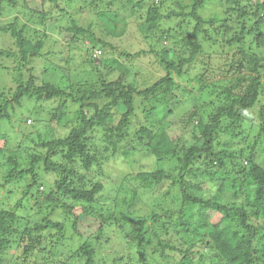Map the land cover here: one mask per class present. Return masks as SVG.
I'll return each mask as SVG.
<instances>
[{
    "label": "trees",
    "instance_id": "obj_1",
    "mask_svg": "<svg viewBox=\"0 0 264 264\" xmlns=\"http://www.w3.org/2000/svg\"><path fill=\"white\" fill-rule=\"evenodd\" d=\"M48 1L57 6L58 0ZM208 1L190 0L189 10L176 1L177 8L168 9L166 13H163V0H150L151 3L139 0L132 4V12L136 7L146 6V14L140 24V31L146 38H154L159 30L163 34L161 24L165 21H178L180 29L185 28L184 23H194L189 33L181 34L183 45L189 49L185 50L188 54L178 55L175 61L161 57L165 74L139 90L121 77L107 80L101 73L98 88H83L78 83L59 88L43 83L27 66L43 57L44 39L41 36L44 32L36 29L34 23L42 25L47 11L44 8L31 11L26 0L18 4L17 0H0V14L4 3L10 9H20L19 13H30L25 21L16 15L12 22L0 25V32L8 33L17 47L15 51L11 47L0 48L1 57H13L15 61L11 69L12 83H0V128L2 124L3 127L10 125L13 110L23 100L58 98L62 100L58 109L67 103L77 107L71 119L64 122V126L69 127L64 136L34 141L40 152L26 154L28 164L25 168L21 167L19 155L7 157L11 167L3 176L5 181L0 182V187L5 183L14 185L22 182L24 187L16 202H9L16 196L12 189L0 196V264H7L9 257H14L13 264H30V258H37L40 254L36 248L44 254L40 263L33 264H55V247L65 229L63 223L56 219L60 214L68 216L73 234L78 237L82 236L78 224L84 223L87 216H91L96 224V239L111 223L120 224L119 228L124 231L128 226L129 213L121 204L124 208L125 204L129 206L137 192L133 190L128 200L114 198L112 208L104 211L102 203L105 200L101 194L104 185L98 180L86 184L87 173L102 166L101 158L107 151L106 146L111 148V155L115 153L118 141L127 135L126 125L136 115L138 107L146 113V121H149L157 115L160 107L171 114L180 104L173 93L176 86L174 76H190V69L200 53L196 39L201 33L209 38L211 44L218 42L208 32V26L217 21H221L223 26L232 21L235 27H239L226 42L229 46L237 43L240 58L237 64L231 60L229 68L224 69H234L237 74L228 84L214 86L209 91V99L200 104L196 102L198 98L190 99L192 108L181 118L185 119L182 121L184 129H190L187 128L178 140L171 137L169 127L160 123L140 126V132L147 135L146 142L140 139L145 151L158 161H174L178 171L176 175L164 169L142 171L136 175V180L144 188H154L164 181H170V187L176 186L172 199L178 202H174L178 207L174 210L178 222L174 226L177 238H157L154 245L151 239L145 240L143 246L151 244L157 255L152 260H146L140 252L138 258L142 264H264V125H260L264 121V104L257 106L264 97V0H224L223 19L220 15L202 17L200 11ZM44 2L42 0V6ZM62 2L71 5L76 2L77 13L83 7L93 8L96 5L95 0H91L89 5L86 0ZM132 2L127 0L128 4ZM93 11L99 22L110 30L117 26L118 20H123L117 11ZM71 23L68 29L73 32L71 40L78 38L93 50L112 47L104 37L94 33L91 22L87 28L78 27L74 20ZM227 27L228 30L234 28L232 25ZM167 37L171 38L168 34L163 35V38ZM245 38L249 40L247 49L244 47ZM174 43L177 44L178 39ZM102 59L100 61L104 63L105 59ZM90 60L95 58L90 55ZM7 68L0 66V72ZM193 74L190 80L197 81L200 94L206 92L208 83L203 70ZM186 93L190 95L191 90L186 89ZM100 98L106 101L100 104ZM173 98L176 99L174 107L170 104ZM119 105L124 109L114 113ZM88 109H92L90 115ZM32 118L35 125L37 116ZM55 121L60 123V116ZM257 121L259 123L256 124ZM94 132L101 134L99 147L94 145L91 137ZM180 143L183 146L179 147ZM93 148H98V151ZM3 150L0 148V156ZM123 154L128 156L129 150H124ZM75 164H79L77 168ZM189 185L191 190L195 189L192 191L195 194L188 191ZM164 196L168 197V193ZM77 208L79 213L75 212ZM192 208L198 210L194 216L198 227L190 221ZM216 214L220 216L214 221L212 218ZM157 216L153 214V218ZM172 216L169 214L166 219ZM57 233L60 238L53 242ZM44 241L49 243L43 246ZM71 257L83 264H95V248L90 241L83 240Z\"/></svg>",
    "mask_w": 264,
    "mask_h": 264
},
{
    "label": "rangeland",
    "instance_id": "obj_2",
    "mask_svg": "<svg viewBox=\"0 0 264 264\" xmlns=\"http://www.w3.org/2000/svg\"><path fill=\"white\" fill-rule=\"evenodd\" d=\"M137 1L139 0H133L131 4H128L127 0H95L94 3L96 5H93V8L83 7L77 13L76 8L78 5H75L76 2L71 5L58 0L57 6H55L54 2L45 0L42 6V0H26V5L31 11H39L43 8L47 11V16L43 17L45 21L42 25L34 23L36 29L41 33L44 32L41 36L44 39L43 57L33 60L27 68L41 79L43 83L48 82L59 88H66L68 84L77 83L82 85L83 88L90 86L98 88L100 73L107 80H117L121 77L124 82H132L139 90L151 85L165 74L164 65L160 63L161 57L175 61L178 55L188 54L185 50L188 51L189 49L183 45L181 34L189 33L194 23H184L185 28L180 29L178 21H165L161 24V30L164 31L163 34L159 30L154 38H146L140 31L141 21L146 14V6L142 5L140 9L136 7L134 8L135 11L132 12V4ZM143 1L144 3L145 1L151 3L150 0ZM163 1V13H166L168 9L177 8L175 5L176 1L185 10L190 9V0ZM20 2L21 0H17V4ZM90 2L91 0H86L87 5ZM225 6L224 0H209L202 6L200 14L204 18L220 15V19H223ZM3 7L4 9L0 14V25L12 22L16 15H19L25 21L24 19L30 14L28 11L19 13L20 9H10L5 3ZM92 9H96V11H117L119 18L123 20H118L117 26L110 30L105 24L103 25V23L99 22L96 13L92 12ZM34 16L37 21L35 13ZM71 20H74L76 25L82 28H87L91 22L94 33L97 36L104 37L112 47L107 50H99V48L93 50L91 49L92 47L86 45V42L78 38L71 40L73 32L68 30L72 24ZM222 24L221 21H217L212 26H208V32L212 37L218 39L217 43L211 44L209 38H206L203 33L196 39L200 45V53L190 69V76L180 78L174 76L176 86L173 87V93L180 101V104L177 103L178 105H176V99L174 98L171 100V106L174 107L176 105L173 112L170 114L163 111L160 107L157 115L152 117L153 119L149 120V122L146 121V113H142L140 107H138L136 115L132 116L130 122L126 125L127 135L124 139L118 141L115 153L111 155V148L106 146L107 151L102 154L104 157L101 158L103 160H101L102 166L98 170L92 169L90 173H87L86 184L91 183V180H98L104 185V189L101 192L105 200L102 203L104 211L112 208L114 198H125L128 200L131 198L133 190L137 192L129 206L125 204L124 208V204H121L122 208L129 213L128 226H125L124 231H122L119 228L120 224L111 223L101 234L99 233V239H96L98 235L96 224H94L91 216H87L84 218V223L78 224V229L82 233V236L78 237L73 234L68 216L60 214L56 219L63 223L65 229L62 230L63 236L57 233L52 239L54 242L62 237L55 247V261H57H53L55 264H83L77 258L71 257V254L75 253L83 240L90 241L94 246L95 264H142L138 258L140 252H143L146 260H152L157 255V253L154 254L151 244L143 246L145 240L151 239L154 245L157 238H177V230L174 226L178 219L174 210H177L178 207L175 203L178 204V202L172 199L174 191L177 190L176 186L170 187V181H164L155 185L154 188H144L141 186V182L136 180V175L142 171L158 169H164L166 172L176 175L178 170L174 167V161H158L152 154L145 151V146L141 145L140 142L142 141L140 139H143V143L146 142L147 135L140 132V126L149 127L153 122L160 123L164 127H169L168 132L171 137L174 139L177 137L176 140H178V137L182 136L187 128L190 129V127L184 129L182 121L185 119H181L192 108L190 99L198 98L196 102L200 104L204 99H209V91L214 86L216 87L218 84L226 85L234 78L237 74L234 69H224L229 68L231 60L237 64L240 54L237 53V43L234 42L229 46L226 40L239 27H235L232 21H227L224 26ZM229 25L234 28L228 30L227 26ZM164 34L170 35L171 38H163ZM175 39H178L177 44L174 43ZM244 40L246 41L244 47L247 49L249 40H246V38ZM9 47L13 50L17 49L10 35L0 32V48L6 49ZM97 51H102V54L97 53ZM90 55L95 60H90ZM100 58L105 59V62H101ZM14 64L13 57L0 56V66L3 69L4 67L9 68V70L7 68L5 71L2 70L0 72L1 84L6 82L9 85L12 83L11 69ZM199 70H203L204 78L207 79L205 81L208 83L206 92L202 94L199 92L197 81L190 80L194 75L193 73ZM186 89L191 90L190 95L186 93ZM32 100H23L20 106L13 110L10 125L3 127L2 124L0 128V148L4 149L0 156L1 183L5 181L3 176L7 175L8 169L11 167L7 162L9 155H19V162L22 163L21 167L25 168L28 164L25 158L26 154L40 152L39 147L35 144L36 141L52 140L64 136L69 128L64 126V122L71 119L77 108L76 105L67 103L66 106L58 109L62 102L58 98L43 101ZM105 101V98L99 99L100 104ZM136 101L138 104V99ZM260 104H264V97L261 98L257 106ZM123 109L124 107L119 105L113 112H121ZM91 113L92 109H88V114L90 115ZM33 116H37L35 125ZM59 116L61 122H54V119ZM260 125H264V121ZM100 135L97 132L91 134L94 145L97 147L100 145ZM182 144L180 143L179 147L183 146ZM126 149L129 150L128 156L123 154ZM93 150L98 151V148H93ZM57 160H60V157H57ZM78 165L75 164V167L77 168ZM23 187V182L14 185L5 183L3 187H0V196H4L8 190L12 189L16 196L14 200L10 199L9 202H16ZM189 187L190 190L188 189V191L195 194L192 192L195 189L191 190V185ZM40 190L42 191L43 189L40 188ZM164 193H168V197L164 196ZM32 200L31 198L29 202L31 203ZM117 211L120 212V209ZM75 212L79 213L80 209H75ZM154 213L158 216L153 218ZM197 213L198 210L192 208L189 216L191 217L192 225L196 224L198 227L197 222L194 220V216ZM169 214H173V216L167 220L166 216ZM219 216V214L214 215L212 220H217ZM141 237L144 240L141 241ZM46 243H49V241H44L43 246ZM36 251L40 254L37 258H30V264L42 261L41 257L44 252L40 251L39 248H36ZM9 258L10 261L7 264H13L14 259L12 258L14 257Z\"/></svg>",
    "mask_w": 264,
    "mask_h": 264
},
{
    "label": "built area",
    "instance_id": "obj_3",
    "mask_svg": "<svg viewBox=\"0 0 264 264\" xmlns=\"http://www.w3.org/2000/svg\"><path fill=\"white\" fill-rule=\"evenodd\" d=\"M97 53H100V51H97Z\"/></svg>",
    "mask_w": 264,
    "mask_h": 264
},
{
    "label": "clouds",
    "instance_id": "obj_4",
    "mask_svg": "<svg viewBox=\"0 0 264 264\" xmlns=\"http://www.w3.org/2000/svg\"><path fill=\"white\" fill-rule=\"evenodd\" d=\"M100 53H101V51H100Z\"/></svg>",
    "mask_w": 264,
    "mask_h": 264
}]
</instances>
